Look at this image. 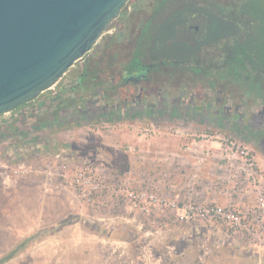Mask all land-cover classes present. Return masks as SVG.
Masks as SVG:
<instances>
[{
	"label": "rangeland",
	"instance_id": "1",
	"mask_svg": "<svg viewBox=\"0 0 264 264\" xmlns=\"http://www.w3.org/2000/svg\"><path fill=\"white\" fill-rule=\"evenodd\" d=\"M255 24H252L255 34L264 30V22ZM257 62V66L261 65V60ZM55 86L41 95L51 94ZM54 106L48 104L37 113L22 115L11 125L0 127L1 166L22 159L42 172L43 154L63 150L72 157L71 171L88 160L98 174L112 179L120 171L128 170L145 175L164 173L165 165L179 158L183 143L190 144L196 139L206 144L201 140L202 134L219 133L245 144L264 174V134L246 141L210 120L204 123L190 116L173 118L167 111L152 117L76 119L60 114L55 118ZM144 127L157 131L145 136L141 133ZM127 145L135 147V151H127ZM3 167L0 168V257L25 240L24 246L3 264H155L158 259L161 262L157 264H167L178 253L184 256L178 264L257 261L255 249L228 244L216 248L215 239L206 235H198L191 241L184 238L186 242L183 238L174 240L170 244L172 253L159 246L152 248L138 231L118 228L119 206L92 214L73 194L57 187L54 176L50 181L45 174L10 177Z\"/></svg>",
	"mask_w": 264,
	"mask_h": 264
},
{
	"label": "flooded vegetation",
	"instance_id": "2",
	"mask_svg": "<svg viewBox=\"0 0 264 264\" xmlns=\"http://www.w3.org/2000/svg\"><path fill=\"white\" fill-rule=\"evenodd\" d=\"M193 2L205 4L202 0H128L98 43L62 76L51 94H40L15 112L41 111L52 103L55 118L60 114L76 119L152 117L167 111L173 118L210 120L246 141L264 134V61L257 66L256 50L245 61L244 75L227 77L221 45L202 44L196 49L205 34V18L199 12H185L187 19L167 39L175 55L156 43L163 18ZM238 8H234L236 15L241 12ZM252 19L244 16L248 22L240 40L255 36ZM233 40L237 45L239 39Z\"/></svg>",
	"mask_w": 264,
	"mask_h": 264
},
{
	"label": "built area",
	"instance_id": "3",
	"mask_svg": "<svg viewBox=\"0 0 264 264\" xmlns=\"http://www.w3.org/2000/svg\"><path fill=\"white\" fill-rule=\"evenodd\" d=\"M38 111L22 114L14 111L9 116H1L3 126L11 125L23 114ZM142 130L139 132L145 136H152L157 131L154 127ZM201 137L206 144L193 139L190 144L183 143L179 150L192 158L191 167L196 174L188 177L189 182L200 183L197 172L204 169L212 177L214 187L205 188L207 196L180 197L163 191L162 187L175 186L166 171L150 175L120 171L112 179L98 174L88 160L71 171L72 157L63 150L43 154L42 172L24 160L4 167L0 163V168L3 167L4 173L10 177L45 174L50 181L54 176L58 180L55 185L73 194L89 207L92 214L109 206H119L131 214L137 231L152 248L159 246L172 253V247L164 244L170 230L162 222L163 218H170L177 225V234L187 241L206 235L208 239H215L216 248L228 244L255 249V264H264V174L252 152L242 142L219 133H205ZM126 148L129 152L135 151L131 145ZM211 190L214 191L210 196ZM183 257V253H178L175 259L170 257L167 264L181 263Z\"/></svg>",
	"mask_w": 264,
	"mask_h": 264
},
{
	"label": "water",
	"instance_id": "4",
	"mask_svg": "<svg viewBox=\"0 0 264 264\" xmlns=\"http://www.w3.org/2000/svg\"><path fill=\"white\" fill-rule=\"evenodd\" d=\"M127 1L0 0V117L55 86Z\"/></svg>",
	"mask_w": 264,
	"mask_h": 264
},
{
	"label": "trees",
	"instance_id": "5",
	"mask_svg": "<svg viewBox=\"0 0 264 264\" xmlns=\"http://www.w3.org/2000/svg\"><path fill=\"white\" fill-rule=\"evenodd\" d=\"M202 1L205 2L203 6L193 2L163 18L162 24L158 32H156L155 39L159 47H163L166 51L171 50L175 55L174 47L167 46V39L173 37L177 26L187 19L185 12H189V14L199 12L205 18V34L204 38L196 46V49L202 44L221 45L225 57L224 61L227 66V77L235 75V78H238L245 74V70H247L245 61L252 58L253 50H256L260 60L264 61V30L259 29L255 36H246V38L240 40L245 36V34H242L243 26L247 25L248 22L243 20L244 16L250 15L253 18L252 21L254 22V26H256L255 23L260 24L264 22V0ZM237 6L239 7V12L241 11V14L239 13L240 15H236L234 12V8ZM240 35H243V37H239ZM234 37L239 39L236 41L237 45L235 46L233 45V42H235V40H233ZM183 46L191 49V46L187 43ZM235 48H237L236 51ZM234 67H236V71H234ZM24 242L16 245L6 254L2 255L0 257V264L12 258L15 253L24 246Z\"/></svg>",
	"mask_w": 264,
	"mask_h": 264
},
{
	"label": "crops",
	"instance_id": "6",
	"mask_svg": "<svg viewBox=\"0 0 264 264\" xmlns=\"http://www.w3.org/2000/svg\"><path fill=\"white\" fill-rule=\"evenodd\" d=\"M3 126L2 123V117H0V127ZM179 156V155H178ZM22 160V159H21ZM170 164V165H168ZM167 165H165V170L167 175L171 177V179L174 180L175 186L174 187H168L167 189L162 187L163 191H167L171 195H179L180 197H197V196H207L208 191L205 190L206 187H214L212 182V177L208 176L206 173V170H202L197 172L198 177L200 178V183L193 184L192 181L189 182L188 177H191L193 174H196L193 172L191 164H192V158L190 154H180L179 158L175 163L169 162ZM151 173V172H150ZM186 176V177H185ZM187 181V182H186ZM189 182V183H188ZM214 190H211V194ZM124 219H122V218ZM118 225L120 227H129L132 229V231H137L136 224L133 221V217L131 214H128L127 211L121 210L119 216H118ZM162 222H165L168 225V233L166 234V238L164 240L165 246H169L170 244L175 240H179L182 238V236L177 234V225L174 223L173 219L170 218H163ZM181 240V239H180ZM184 242L186 240L182 239ZM236 253V252H234ZM235 256V255H234ZM159 261V259H158ZM155 264H157V260L154 261Z\"/></svg>",
	"mask_w": 264,
	"mask_h": 264
}]
</instances>
